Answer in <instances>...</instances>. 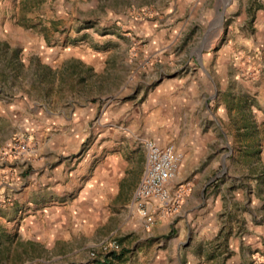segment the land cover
Returning a JSON list of instances; mask_svg holds the SVG:
<instances>
[{"label":"rangeland","instance_id":"rangeland-1","mask_svg":"<svg viewBox=\"0 0 264 264\" xmlns=\"http://www.w3.org/2000/svg\"><path fill=\"white\" fill-rule=\"evenodd\" d=\"M191 79L200 83L194 108L183 102L151 116L147 103L160 85L174 81L176 94L191 96ZM87 107L100 131L87 128L84 139L110 127L115 139L172 144L182 156L169 186L179 195L177 210L165 213L170 222L158 239L145 228L148 239L127 252L114 238L122 249L112 264H264V239L249 231L250 223L264 227V0H0L2 174ZM14 138L27 153L8 150ZM201 143L203 156L193 157ZM68 154L76 157V145ZM198 174L206 197L223 187L228 199L208 239L192 243L182 201ZM7 218L0 264H76L57 257L67 245L49 254Z\"/></svg>","mask_w":264,"mask_h":264},{"label":"crops","instance_id":"crops-1","mask_svg":"<svg viewBox=\"0 0 264 264\" xmlns=\"http://www.w3.org/2000/svg\"><path fill=\"white\" fill-rule=\"evenodd\" d=\"M198 80L191 79V96L176 94L174 81L160 85L147 103V108L152 110L151 116L159 120L161 107L176 108L183 102L194 108V95L199 92ZM93 112L91 107L79 109L75 122L65 117L57 133L49 132L38 148H31L26 157L10 163L13 166L11 173L3 175L4 170L0 169V201L5 196L13 200L7 208L0 204V220L7 218V209V220L17 229L21 239L41 245L49 254L54 245H67L68 250L57 257L74 256L76 264H96L89 261L88 253L102 240L117 238L123 251L127 252L128 248L149 237L158 239L155 235L160 226L170 222L166 211L155 203L153 212L159 219L151 226L148 238L145 237L143 219L132 207V195L145 165V141L115 139L110 127L99 134L104 139H84L87 128L89 133L100 131L97 124L89 121ZM42 124L45 125V121ZM48 126L51 128L50 124ZM39 128L38 123L31 125L34 133ZM75 145L76 157L68 156ZM193 147H196L195 143ZM40 148L46 149L49 156L41 155ZM203 148L201 143L193 157H202ZM200 179L198 174L193 180L196 185L192 183V187L186 189L182 201L186 234L193 235L192 243L208 239L211 230L217 227L216 212L224 205L223 197L228 199L223 187L222 195L206 197L199 188ZM249 225L250 237L264 239L263 226ZM157 247H153V255ZM166 250L169 249L158 252Z\"/></svg>","mask_w":264,"mask_h":264},{"label":"built area","instance_id":"built-area-1","mask_svg":"<svg viewBox=\"0 0 264 264\" xmlns=\"http://www.w3.org/2000/svg\"><path fill=\"white\" fill-rule=\"evenodd\" d=\"M8 150L18 153H27V143L14 138L7 144ZM145 165L141 179L132 195V207L143 219V226L149 228L153 225L155 217L153 205L173 213L178 208L179 195L170 192V183L175 178L182 156L172 144L161 145L148 139L144 142ZM120 243L114 238L100 241L88 253V258L98 263L114 261V255L121 252Z\"/></svg>","mask_w":264,"mask_h":264},{"label":"trees","instance_id":"trees-1","mask_svg":"<svg viewBox=\"0 0 264 264\" xmlns=\"http://www.w3.org/2000/svg\"><path fill=\"white\" fill-rule=\"evenodd\" d=\"M120 258H121V254L114 255V261L115 260H119ZM114 261L111 260V261H107V262H104V263H98V264H112Z\"/></svg>","mask_w":264,"mask_h":264}]
</instances>
